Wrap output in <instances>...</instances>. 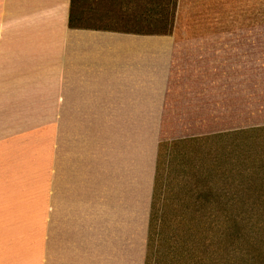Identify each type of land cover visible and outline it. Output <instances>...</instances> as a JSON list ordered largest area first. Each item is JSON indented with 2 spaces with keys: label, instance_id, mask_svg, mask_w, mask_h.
Returning a JSON list of instances; mask_svg holds the SVG:
<instances>
[{
  "label": "crops",
  "instance_id": "obj_1",
  "mask_svg": "<svg viewBox=\"0 0 264 264\" xmlns=\"http://www.w3.org/2000/svg\"><path fill=\"white\" fill-rule=\"evenodd\" d=\"M0 0V264H145L176 41Z\"/></svg>",
  "mask_w": 264,
  "mask_h": 264
},
{
  "label": "rangeland",
  "instance_id": "obj_2",
  "mask_svg": "<svg viewBox=\"0 0 264 264\" xmlns=\"http://www.w3.org/2000/svg\"><path fill=\"white\" fill-rule=\"evenodd\" d=\"M149 1L131 13L128 0H75L73 15L96 32H152L160 24L139 17ZM171 2L175 97L151 262L264 264V0Z\"/></svg>",
  "mask_w": 264,
  "mask_h": 264
},
{
  "label": "trees",
  "instance_id": "obj_3",
  "mask_svg": "<svg viewBox=\"0 0 264 264\" xmlns=\"http://www.w3.org/2000/svg\"><path fill=\"white\" fill-rule=\"evenodd\" d=\"M135 0H128V12H134L136 9V6L134 4ZM172 0H151L149 3L145 6H143V10L140 13L141 18H145L146 22H158L160 26L152 32H136V31H125L124 33L128 34H136V35H149V36H171L173 32V26L175 21V14H176V4H173L171 2ZM136 12V11H135ZM70 28L71 29H81L83 27L78 26L75 23L74 16H71L70 20ZM159 181V171L157 172L156 181H155V190H154V199L151 209V219H150V228H149V238H148V245H147V257L145 264H155L154 262H151V255H152V244H153V228H154V209L155 204L154 200L156 198V190L157 185ZM189 223V220L187 221V224ZM188 230H192V228H188ZM192 232H187L184 239L187 240V242L190 241L192 235ZM183 240V239H182ZM183 243V242H182Z\"/></svg>",
  "mask_w": 264,
  "mask_h": 264
}]
</instances>
